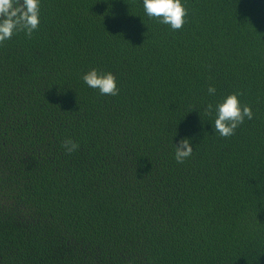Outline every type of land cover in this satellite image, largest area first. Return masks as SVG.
<instances>
[{
  "label": "trees",
  "instance_id": "trees-1",
  "mask_svg": "<svg viewBox=\"0 0 264 264\" xmlns=\"http://www.w3.org/2000/svg\"><path fill=\"white\" fill-rule=\"evenodd\" d=\"M181 3L174 31L143 0H40L0 44V264H264V0ZM235 93L225 138L204 109Z\"/></svg>",
  "mask_w": 264,
  "mask_h": 264
},
{
  "label": "clouds",
  "instance_id": "clouds-1",
  "mask_svg": "<svg viewBox=\"0 0 264 264\" xmlns=\"http://www.w3.org/2000/svg\"><path fill=\"white\" fill-rule=\"evenodd\" d=\"M143 8L149 18L169 25L174 31L183 27L188 14L181 0H143ZM39 13L40 0H0V44L10 40L18 32H23L30 39L39 27ZM82 80L88 87L98 90L101 95H118L116 77L111 72H98L93 68L82 76ZM207 91L209 95L216 93L215 87L211 85ZM239 95V93L229 94L215 106L209 103L204 109L208 116L215 113L214 129L222 137L234 135L236 128L245 118L249 120L253 118L251 108L248 105L241 106ZM62 147L71 154L79 145L71 139H65ZM174 148V158L178 164L184 163L193 152V147L187 138H182Z\"/></svg>",
  "mask_w": 264,
  "mask_h": 264
}]
</instances>
